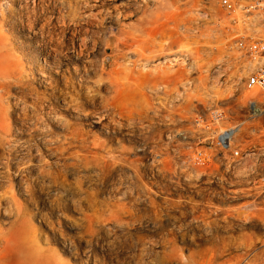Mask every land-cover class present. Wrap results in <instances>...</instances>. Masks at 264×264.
Listing matches in <instances>:
<instances>
[{
  "label": "rangeland",
  "instance_id": "374dc122",
  "mask_svg": "<svg viewBox=\"0 0 264 264\" xmlns=\"http://www.w3.org/2000/svg\"><path fill=\"white\" fill-rule=\"evenodd\" d=\"M84 1L0 0V264H264V112L247 109L262 98L240 12L117 0L104 9L134 16L99 28L72 20ZM83 26L101 37L80 57ZM114 28L136 36L117 64ZM211 109L226 118L198 126ZM236 121L240 156L211 149Z\"/></svg>",
  "mask_w": 264,
  "mask_h": 264
},
{
  "label": "built area",
  "instance_id": "2783aa9c",
  "mask_svg": "<svg viewBox=\"0 0 264 264\" xmlns=\"http://www.w3.org/2000/svg\"><path fill=\"white\" fill-rule=\"evenodd\" d=\"M217 7L226 11L228 14L240 12V17L232 18L231 23L239 24L240 30L235 36L239 38L235 41V46L244 50L248 60L246 61L247 74L244 83L248 89L256 91L262 98L259 101L248 99L247 109L252 111L259 109L264 112V0H219ZM226 118V114L220 109H211L205 123L199 117L197 124L218 125ZM243 121H236L232 125L222 127L210 137V148L221 152L230 151L232 158L239 157L241 151L238 148H232L233 138L242 128ZM250 151L246 156H249ZM204 154L198 152L195 157L201 160Z\"/></svg>",
  "mask_w": 264,
  "mask_h": 264
},
{
  "label": "bare ground",
  "instance_id": "6f19581e",
  "mask_svg": "<svg viewBox=\"0 0 264 264\" xmlns=\"http://www.w3.org/2000/svg\"><path fill=\"white\" fill-rule=\"evenodd\" d=\"M68 1V0H67ZM93 1V3L91 4L90 2ZM119 1V0H118ZM122 1V0H120ZM125 1V0H124ZM129 1V0H128ZM38 2V1H37ZM72 3V1H70ZM117 2V0H89L88 2L85 0L84 1V4L81 6V7H75L73 5H69L70 8H72L70 10V12H72L73 14V19L72 20H76V18H79V16H81L82 14L84 13H87V20H88V23L90 25H95L97 27H103L106 22H107V19H110L111 17H114L115 16V21L118 23L120 22L122 19H130L132 18L134 15H132V13L130 14H127V15H123V13H121L119 10V7L118 6H113L111 9H104L105 6H111L113 3ZM130 2V1H129ZM28 3V2H27ZM123 3V2H122ZM121 3V4H122ZM128 2H126L125 4H127ZM20 4V3H19ZM42 4V3H41ZM70 4V3H69ZM129 4V3H128ZM38 5V4H37ZM66 5V4H65ZM124 5V4H123ZM36 6V5H35ZM78 6V5H77ZM50 7V6H49ZM61 7V5H60ZM65 7V6H64ZM59 8V7H58ZM126 8V7H125ZM24 9V8H23ZM51 9V8H50ZM59 10V9H58ZM77 10L80 11V15L79 16H75L76 14H74ZM35 13V12H34ZM116 13V15H114ZM54 15V14H53ZM68 16V14H66ZM55 16V15H54ZM58 16V15H57ZM46 17V16H44ZM30 18V17H29ZM34 18V17H33ZM37 18V17H36ZM41 18V17H40ZM47 18V17H46ZM50 19V18H49ZM25 20V19H24ZM28 20V19H26ZM34 20V19H33ZM57 20V19H56ZM63 22H64V18H62ZM83 20H84V17H83ZM9 21V20H8ZM35 21V20H34ZM71 21V20H69ZM75 22V21H74ZM86 21H84L85 23ZM78 23V22H77ZM87 23V22H86ZM150 22H148L146 24V29H149L150 28ZM22 24V23H21ZM62 24V23H61ZM60 24V25H61ZM65 24V23H64ZM42 25V24H41ZM63 25V24H62ZM61 25V26H62ZM27 26V25H26ZM50 26V25H49ZM74 27V25L72 26ZM85 28V26H83ZM82 27V28H83ZM49 28V27H48ZM57 28V27H56ZM92 28V27H91ZM110 28V27H109ZM140 28V26H139ZM144 27L140 28L141 30L143 29ZM44 29V27H43ZM95 29V28H94ZM76 30V29H75ZM81 31V30H80ZM46 32V31H45ZM64 32V31H63ZM71 32V31H70ZM73 35L75 34H78L77 36H79V44H78V48H79V55L80 57L81 56H84L85 55V52L88 54V53H91L93 52L98 43V39L101 37L98 34H96V37L93 38L90 34H89V29L88 28H85L83 29L81 32L78 33V31H72ZM52 37V36H51ZM58 38V37H57ZM72 38V37H71ZM136 36L133 35L132 33H130L128 30L124 29V28H114V30H110L109 32V35H108V38L106 40V42L108 43V41L110 39L114 40V47H112L114 50H115V54L113 55V59H112V64H117V62L119 61L120 58H122L124 56V50L123 49H127V50H131L133 49L135 46H136ZM44 39V38H43ZM49 39V38H48ZM53 39H49L48 42L50 43L51 46H46L45 47V52L46 54H49V49L50 50H53L54 52L53 53H56L57 50L56 48H53L52 46L56 47V45L52 42ZM44 41V40H43ZM61 41V40H60ZM73 41V40H72ZM78 41V40H77ZM90 41L91 42V50L89 51L87 48V42ZM59 42V41H58ZM77 44V43H76ZM59 45V44H58ZM77 46V45H76ZM98 46V45H97ZM42 47V46H41ZM66 47V46H65ZM60 48V47H59ZM90 48V47H89ZM76 49V48H75ZM105 50V49H104ZM44 52V53H45ZM52 53V52H51ZM55 55V54H54ZM46 58V57H45ZM121 60V59H120ZM47 62V61H46ZM132 63V62H131ZM144 64V63H143ZM134 66V65H133ZM145 67V66H144ZM161 67V66H160ZM164 67V66H163ZM158 68V67H157ZM144 69V68H142ZM154 72V71H153ZM166 72V71H165ZM143 73V72H142ZM174 73V72H173ZM139 74V73H138ZM141 74V73H140ZM117 75V74H116ZM142 75V74H141ZM140 75V76H141ZM118 77V76H117ZM125 78V76H124ZM162 78V77H161ZM115 79L116 77H110L109 78V83L110 84H115ZM137 81V80H136ZM141 84L143 83L142 81H140ZM128 83V82H127ZM137 83V82H136ZM163 85V84H162ZM158 86V85H157ZM146 98V97H145ZM118 102V101H117ZM116 104V103H115ZM101 114V113H100ZM252 114L254 115H259L260 114V110L259 109H254L252 111ZM99 116V115H98ZM100 118V117H99ZM243 131V128L240 129V131L238 133H236V135L234 136L233 139H236L238 138L239 136H241V132Z\"/></svg>",
  "mask_w": 264,
  "mask_h": 264
}]
</instances>
